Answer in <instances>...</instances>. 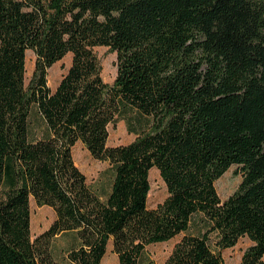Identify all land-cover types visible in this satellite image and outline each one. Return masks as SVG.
<instances>
[{
    "label": "trees",
    "instance_id": "obj_1",
    "mask_svg": "<svg viewBox=\"0 0 264 264\" xmlns=\"http://www.w3.org/2000/svg\"><path fill=\"white\" fill-rule=\"evenodd\" d=\"M99 47L117 55L112 84ZM119 121L136 138L109 146ZM79 142L109 165L104 199L75 164ZM232 166L242 181L222 201ZM154 168L168 196L151 210ZM31 199L56 214L35 240ZM65 234L68 264H102L111 240L119 264H156L147 248L182 234L162 264H224L212 237L219 250L247 237L239 264H264V0H0V264H63Z\"/></svg>",
    "mask_w": 264,
    "mask_h": 264
},
{
    "label": "rangeland",
    "instance_id": "obj_2",
    "mask_svg": "<svg viewBox=\"0 0 264 264\" xmlns=\"http://www.w3.org/2000/svg\"><path fill=\"white\" fill-rule=\"evenodd\" d=\"M102 65V77L106 83L112 84L117 76V55L106 47L95 49ZM72 62V55L68 54L63 60L54 64L48 70V85L55 90L63 76L67 73ZM36 64V56L33 51L26 53V74L25 82L28 85ZM33 120H38L39 116L34 111ZM136 138L134 133H130L125 121H119L116 125L110 126L109 146L128 145ZM73 158L76 166L85 174L87 183L93 191L103 197L110 191L112 176L108 169V163L96 160L82 143H77L73 148ZM151 191L148 197V208L156 209L162 204L167 196V187L162 180L157 169H152L149 174ZM242 181V173L238 166H232L220 179L216 181V189L222 201L230 197L238 188ZM56 219V214L51 207L38 206L34 199H31V237L35 240L44 233ZM182 235L173 240L161 244L151 245L147 248V256L156 264H162L170 255L174 245L182 238ZM75 237L72 234H65L57 237L53 242V255L63 264H68L66 254L73 246ZM216 239L212 237L211 247L222 255L224 264H239L244 253L252 246V242L247 238H241L233 248L219 250L215 247ZM102 264H119L118 256L113 252L112 240L107 247Z\"/></svg>",
    "mask_w": 264,
    "mask_h": 264
}]
</instances>
